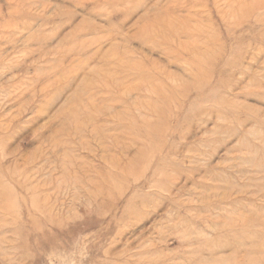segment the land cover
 I'll return each instance as SVG.
<instances>
[{
  "label": "rangeland",
  "instance_id": "1",
  "mask_svg": "<svg viewBox=\"0 0 264 264\" xmlns=\"http://www.w3.org/2000/svg\"><path fill=\"white\" fill-rule=\"evenodd\" d=\"M206 5L0 0V264H264V3Z\"/></svg>",
  "mask_w": 264,
  "mask_h": 264
},
{
  "label": "bare ground",
  "instance_id": "2",
  "mask_svg": "<svg viewBox=\"0 0 264 264\" xmlns=\"http://www.w3.org/2000/svg\"><path fill=\"white\" fill-rule=\"evenodd\" d=\"M198 2L201 3V5H205V6H207L206 4L213 3L216 6V11L218 12L217 14L222 15L223 11L221 7H218L219 5L227 4L230 6L233 4H240V5H245V7L246 6L249 8L251 7L250 8L251 10L252 8H255L257 6L256 5L257 3H264V0H211V1L210 0H197V4H199ZM231 12L232 14H240L239 11H237L236 13H234V11H231Z\"/></svg>",
  "mask_w": 264,
  "mask_h": 264
}]
</instances>
